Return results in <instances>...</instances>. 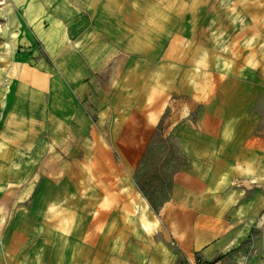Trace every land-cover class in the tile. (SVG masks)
I'll use <instances>...</instances> for the list:
<instances>
[{
    "label": "crops",
    "instance_id": "crops-1",
    "mask_svg": "<svg viewBox=\"0 0 264 264\" xmlns=\"http://www.w3.org/2000/svg\"><path fill=\"white\" fill-rule=\"evenodd\" d=\"M163 1L0 5V264H264V0ZM170 108L156 211L135 172Z\"/></svg>",
    "mask_w": 264,
    "mask_h": 264
},
{
    "label": "rangeland",
    "instance_id": "rangeland-1",
    "mask_svg": "<svg viewBox=\"0 0 264 264\" xmlns=\"http://www.w3.org/2000/svg\"><path fill=\"white\" fill-rule=\"evenodd\" d=\"M165 1L170 4V0H164L163 2ZM173 1L175 2L176 0ZM178 2H187V0H179ZM170 15V12L153 11L152 13H147V22L153 23L151 24L152 28H155L154 20L156 21L157 17L169 19ZM162 30L168 31L169 29ZM105 49V46L100 47V50ZM167 49L170 51V43L167 44ZM119 50L123 49L115 48V51ZM193 50L197 55H201L205 51L201 44H195ZM259 109L264 118V94L260 97ZM176 114V109L170 108L168 110L158 126L156 134L150 140L141 164L135 172V179L141 191L146 195L152 208L156 211L161 209L163 203L170 196L174 172L187 163V158L181 149L178 139L169 130L168 122L171 118L178 115ZM11 212L12 209L10 210V214ZM8 220L9 218L2 225L3 228L8 225L6 224ZM1 243L2 240L0 238ZM168 244L172 250H177L176 245L171 240L168 241ZM197 262L202 263L203 261L197 257Z\"/></svg>",
    "mask_w": 264,
    "mask_h": 264
},
{
    "label": "built area",
    "instance_id": "built-area-1",
    "mask_svg": "<svg viewBox=\"0 0 264 264\" xmlns=\"http://www.w3.org/2000/svg\"><path fill=\"white\" fill-rule=\"evenodd\" d=\"M6 0H0V5H3L5 3ZM202 264V263H200Z\"/></svg>",
    "mask_w": 264,
    "mask_h": 264
}]
</instances>
